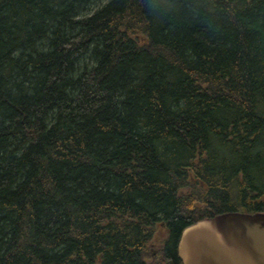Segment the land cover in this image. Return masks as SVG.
<instances>
[{
  "label": "trees",
  "instance_id": "trees-1",
  "mask_svg": "<svg viewBox=\"0 0 264 264\" xmlns=\"http://www.w3.org/2000/svg\"><path fill=\"white\" fill-rule=\"evenodd\" d=\"M90 2L0 0V264H177L264 212V0Z\"/></svg>",
  "mask_w": 264,
  "mask_h": 264
},
{
  "label": "water",
  "instance_id": "water-1",
  "mask_svg": "<svg viewBox=\"0 0 264 264\" xmlns=\"http://www.w3.org/2000/svg\"><path fill=\"white\" fill-rule=\"evenodd\" d=\"M177 257L181 264H264V212H227L186 226Z\"/></svg>",
  "mask_w": 264,
  "mask_h": 264
},
{
  "label": "rangeland",
  "instance_id": "rangeland-1",
  "mask_svg": "<svg viewBox=\"0 0 264 264\" xmlns=\"http://www.w3.org/2000/svg\"><path fill=\"white\" fill-rule=\"evenodd\" d=\"M104 1H106V0H92V2H90V4L88 5V6H86L87 8H85V13H87V9H90V10H92V9H95V7L96 6H98V5H100L101 3H103ZM92 8V9H91ZM83 11V12H84ZM156 250V249H155ZM154 250V251H155ZM154 251H152V252H154ZM153 256H155V255H153Z\"/></svg>",
  "mask_w": 264,
  "mask_h": 264
},
{
  "label": "bare ground",
  "instance_id": "bare-ground-1",
  "mask_svg": "<svg viewBox=\"0 0 264 264\" xmlns=\"http://www.w3.org/2000/svg\"><path fill=\"white\" fill-rule=\"evenodd\" d=\"M178 245V244H177Z\"/></svg>",
  "mask_w": 264,
  "mask_h": 264
}]
</instances>
